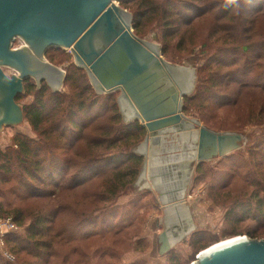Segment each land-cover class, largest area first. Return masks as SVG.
I'll return each instance as SVG.
<instances>
[{
	"label": "trees",
	"instance_id": "1",
	"mask_svg": "<svg viewBox=\"0 0 264 264\" xmlns=\"http://www.w3.org/2000/svg\"><path fill=\"white\" fill-rule=\"evenodd\" d=\"M118 2L122 7L132 4L129 9L136 35L147 25L156 27L164 54L175 39L179 44L185 39L189 42L196 32L186 38L188 31L210 20L213 32L202 45L206 50L199 56L203 64L198 68V83L194 94L185 97L184 111L195 107L209 127L222 130L211 122L219 113L238 110L249 97L248 115L242 125H262L264 107L258 114L251 110L264 96V34L254 32L255 24L264 21V0ZM53 51L61 50L47 51L51 64L55 61ZM65 71L68 92L52 91L44 81L38 87L29 78L16 98L19 104L24 95L34 96L30 105L21 107L35 137L15 134L13 146L0 150V210L6 209L5 214L12 215L19 226L30 222L24 237L3 238L17 263L0 256V264H66L67 257L85 254L91 246L100 258H112L122 250L118 245L130 237L134 217L128 207L132 204L118 205V200L139 176L143 157L134 153L133 147L144 140L147 130L138 121L123 122L117 92L97 94L85 70L70 65ZM240 153H231L216 164L219 172L228 166L230 179L227 172H217L214 179L224 181L221 187L228 189L227 180L238 178L246 190L233 199L230 196L226 220L233 225L248 224L242 232L233 230L229 237L243 233L261 238L264 133L248 146L246 162ZM204 164L196 168L198 178L205 175ZM223 188L216 190L219 193ZM194 240L198 242L199 236ZM64 246L66 254L60 257ZM169 264H177L175 257H170Z\"/></svg>",
	"mask_w": 264,
	"mask_h": 264
},
{
	"label": "water",
	"instance_id": "2",
	"mask_svg": "<svg viewBox=\"0 0 264 264\" xmlns=\"http://www.w3.org/2000/svg\"><path fill=\"white\" fill-rule=\"evenodd\" d=\"M116 2L0 0V59L18 70L9 77L0 67V135L4 128L24 122L16 98L23 93L25 80L45 81L54 90L63 87L65 71L45 59L47 49L58 47L71 51L75 65L86 71L98 94L120 92L117 102L126 124L138 121L147 130L140 145L144 151L135 149L144 156L138 181L156 156L147 151L150 143L161 144L170 132L196 134L197 154L192 161L166 166L165 175L173 170L188 171L193 163L225 158L240 150L243 134L213 131L184 114V99L194 94L196 71L192 62L182 61L181 67L165 61L159 45L134 35L132 15ZM16 38L28 47L9 49ZM151 173L153 181L161 175L154 168ZM154 186L158 190L155 181ZM171 201L175 198L164 203ZM172 246V235L162 232L158 236L159 254L168 253ZM191 264H264V240L246 236L226 239L201 251Z\"/></svg>",
	"mask_w": 264,
	"mask_h": 264
},
{
	"label": "rangeland",
	"instance_id": "3",
	"mask_svg": "<svg viewBox=\"0 0 264 264\" xmlns=\"http://www.w3.org/2000/svg\"><path fill=\"white\" fill-rule=\"evenodd\" d=\"M116 4L122 9L128 11L132 15L129 9L132 4L126 6L127 8L122 7L119 4L118 0ZM256 26L258 30H256ZM142 32H143L142 34L136 35L133 28V33L138 38L143 39L150 43L157 44L160 46L161 49L163 48L162 46L163 43L161 42L156 27L154 25L153 26L147 25L144 28V31ZM188 32L189 33H187L185 36L186 38L192 32H196L195 33L196 37H194L193 39H189V42H186L185 39L182 44H179L178 40L175 39L171 43V46L169 47L167 53L164 54L162 52V56L165 61L181 67H183L182 61L192 62L194 70L196 71V79H195V87H194V92H195L198 83V68L201 67L203 64L200 61L199 56H202V52L206 50L202 47V45L208 43L207 39L209 38L207 37L209 35H212L213 30L210 26V20L205 19L199 22L191 31ZM254 32H258V34L259 33L264 34V21H259L258 23L255 24ZM198 35H199V39H198ZM16 39L17 41L14 43V48H21L24 46L28 47V45H26L24 40H22L21 38H16ZM11 48L12 46L9 49ZM54 48L56 49L58 47H53V49ZM28 50L31 52L30 48H28ZM60 50L63 51L62 54H64V56L60 53L61 51L57 53L55 51L51 52V54L55 56L54 57L55 61L53 65H56L57 67L65 71V69L68 66L75 65V61L69 49L60 48ZM45 59L47 60L48 57H46ZM0 67L9 77L14 74H18V70L16 68L4 64L1 59H0ZM32 80L38 87L40 86V84H38L34 79ZM47 86L49 87L48 84ZM62 86L63 87L61 86L58 87V90H54L52 87H50V89L52 91H57V92H68V89L64 86V82ZM119 94L120 92L116 93V100ZM100 95H105V94H100ZM192 95L193 94L189 96ZM261 98L262 101H260L257 105L252 106L253 109L251 110V112L253 114H258L261 107L262 106L264 107V96H262ZM33 100H34L33 95H24L19 101V104L22 107L27 106L30 105L33 102ZM118 108L120 112L119 104H118ZM248 108H249V97H246L244 98V101L241 102L238 110H231V111H226V113H219L217 115L218 117L215 118V120H213L211 124L220 125L222 130L214 127L213 128L209 127L210 125H208V123L204 122L201 119V114L198 112L197 108L195 107H191V109L184 111V114L191 119L198 120L201 125L213 131L220 133L236 132L243 134L244 139L242 142V148L235 152H241L239 155L241 156V158L243 156L244 162H246L248 160V155L246 154V150L248 146L257 136H259L261 133H264V119L262 125L256 126L254 124H247V123L245 125H242V123H245L246 121V117L248 115V111H247ZM122 120L126 124L123 117ZM241 126H242L241 130H235L236 128ZM18 133L25 134L29 137H35L27 121H24L19 126L6 127L4 128V130L0 135V150H5L6 148L13 146L12 144L13 137L15 136V134ZM182 135L185 136L186 134L170 132L164 135L163 139L161 140L162 144H154L151 149L147 150L148 152L152 151L155 152L156 154V156H153L152 161L154 157L155 158L161 157L166 159L169 157L181 156V154L184 152V150H182V147H184L182 144V139H185L182 137ZM145 138L143 141H141L139 144L133 147L134 153L138 154L137 152H135L136 148L140 152L144 151V147H140V145L145 141ZM235 152H233L232 154H234ZM142 157L144 162V156ZM220 159H216L210 162H203L205 163L203 167V172L205 173V175H201V177L199 178L197 177L199 176V174L196 173V168L198 166L196 163H193V165H191L188 168V171H185L183 169H181L182 171L178 170L179 173L176 174V179L173 178L172 175L171 178H169L168 176L166 182L165 181L162 182L163 179L160 178L159 176L160 182L162 184V187H164V189L161 188V186H158V190L163 189L164 192L169 191L170 192L169 195H171L170 199L173 200V198H175V201H171L168 204L164 203L165 199L161 200L162 198L160 194L158 193V191L155 190V186H154L155 180L153 181L150 178V173L146 169L145 173L142 176L144 177L148 175L147 178L149 179L148 181L149 185L148 184L146 185L144 182L138 181L139 178L138 176L137 180L132 184L130 191H128V193H126L118 200V205L123 206V205L132 204L128 208L132 210L131 214L134 217V221L132 222L133 225L129 227L130 237H128L126 242L120 243L118 245L119 248H122V250H120L119 255L112 258H107V257L100 258L101 255L94 253L96 250L95 246H91L87 250V252H85V254L84 252H81V254L77 256L67 257L68 261L66 264H169V259L171 256L175 257V263L177 264H191L195 261L196 256L201 251L212 246V244L214 245V243L221 242L226 239H230L229 234L232 233L233 230L242 232L244 230V226L248 223H242L238 225L228 224L226 220V214L230 208V204H228L230 203L229 201L230 196L233 199L237 195L240 194L243 195L244 193H246V190L245 187L242 186L238 178H231L230 181L227 180L229 183L228 189H224L223 187H221V184L224 183V181L219 180V182H217L214 179V176H216L215 174L219 172V169H217L219 166L216 164ZM172 162H178V161H172ZM236 162L237 164L240 163V161L238 160ZM194 167L195 170H192L194 169ZM222 167L225 168L221 169L220 171L222 172H219V174H226L227 172L226 175L227 178H229L228 174L230 172L228 170V166L226 167L225 165ZM141 169L142 166L140 168V172ZM243 172L244 171L241 170V173ZM225 186L226 185H224V187ZM216 188H223V189L218 190L219 191L218 193ZM181 191L184 192L183 193L184 196L181 199V202L178 204L177 202H179L178 200L179 192ZM216 194H220V195L216 196ZM227 195L229 196V199H227ZM16 204H19V202H16ZM176 204H178V206L181 205L184 207L177 206V208L175 209L171 207ZM182 208L185 209V211ZM166 210L167 211L170 210L172 211L171 213H175V214L179 213L180 216H178L177 219L176 217H173L174 220L173 218L171 220L172 224L165 225L164 218L168 214ZM178 210H180L181 213L177 212ZM6 211H7L6 209L0 210V218H5V217L13 218V216L10 214L9 216L6 215L5 214ZM29 222L30 221L27 220L25 222V225H22L25 231ZM164 231L169 232L172 235V239L174 238L173 246L168 253L164 255H160L157 247L158 245L156 244L154 239L156 238V236H159ZM24 234L21 235L20 237H24ZM195 236H199L200 240L198 242L194 240ZM238 236H246L251 240H260V241L264 240V236H261V238L259 237L253 238L243 233L239 234ZM82 250L83 249L80 248L79 251ZM61 252L62 253L60 254V257L66 254L65 246L63 247V250ZM0 256L4 257L1 250V245H0ZM78 256L82 258L80 261H77L79 258ZM17 261L18 259L17 257H15V262H11V263H17Z\"/></svg>",
	"mask_w": 264,
	"mask_h": 264
},
{
	"label": "bare ground",
	"instance_id": "4",
	"mask_svg": "<svg viewBox=\"0 0 264 264\" xmlns=\"http://www.w3.org/2000/svg\"><path fill=\"white\" fill-rule=\"evenodd\" d=\"M182 137L183 138H185V139H182V144H183V146L184 147H182V150H184V152L181 154V156H174V157H169V158H155L154 157V159H153V161L151 162V164H150V166H151V168H150V173L152 172V168H154V172H158L159 174H161L160 175V178H162L163 179V181L162 182H166L167 181V179H168V176H169V178H171V176L173 175V178H175L176 179V174L177 173H179V171L178 170H173V172H171V173H169L168 175L166 174H164V172H165V168H166V166H170L172 163H177V164H180V162L181 161H192V160H194L195 159V157H196V154H197V152H196V143H195V141H196V134H193L192 136H189V135H182ZM177 141H179V140H177ZM162 144V143H161ZM164 145V144H163ZM176 147V146H175ZM156 148V147H155ZM169 149V148H168ZM165 150H166V148H165ZM163 155V154H162ZM172 161H178V162H172ZM158 170V171H157ZM157 173V174H158ZM173 173H175V174H173ZM185 173V172H184ZM152 174V173H151ZM186 176V175H185ZM184 177V176H183ZM160 178L158 177V179H157V181L155 182L157 185H159V186H161V188H163L164 189V187H162V184H161V182H160ZM183 181V180H182ZM186 181V180H185ZM169 182V181H168ZM166 184V183H165ZM153 185V184H152ZM164 186V185H163ZM174 190V189H173ZM164 191V190H163ZM162 193H164V192H162ZM184 192H179V199H180V201H181V199L183 198V196H184V194H183ZM164 196V195H163ZM178 197V196H177ZM161 199V198H160ZM159 199V200H160ZM164 199H167V201H169V197H165L164 196ZM162 200V199H161ZM183 202V201H182ZM168 204V203H167ZM165 206V205H164ZM179 206H181V205H179ZM178 206V207H179ZM170 207V206H169ZM172 207V206H171ZM181 207H184V206H181ZM170 209V208H169ZM181 209V208H180ZM183 209V208H182ZM184 211H185V209H183ZM182 210V211H183ZM166 212L168 213V215H169V219H171V218H173V217H176V219H177V217L178 216H180V214L178 213H171L172 211H167L166 210ZM176 212V211H175ZM177 212H180V210H178ZM181 213V212H180ZM185 217V216H184ZM182 218V217H181ZM173 220H174V218H173ZM170 223V222H169ZM172 224V223H171ZM174 224V223H173ZM169 226V225H168ZM171 228V227H170ZM176 231V230H175ZM174 239V238H173ZM231 239V238H230ZM232 240H235V239H232Z\"/></svg>",
	"mask_w": 264,
	"mask_h": 264
},
{
	"label": "built area",
	"instance_id": "5",
	"mask_svg": "<svg viewBox=\"0 0 264 264\" xmlns=\"http://www.w3.org/2000/svg\"><path fill=\"white\" fill-rule=\"evenodd\" d=\"M25 232L24 227L19 226L11 217L0 218V242H1V250L3 256L9 262H15L14 256L6 249L3 238L6 235H12L15 237H20Z\"/></svg>",
	"mask_w": 264,
	"mask_h": 264
},
{
	"label": "crops",
	"instance_id": "6",
	"mask_svg": "<svg viewBox=\"0 0 264 264\" xmlns=\"http://www.w3.org/2000/svg\"><path fill=\"white\" fill-rule=\"evenodd\" d=\"M153 145H154V144H151V143H150V145H149V147L147 148V150L151 149V148L153 147ZM150 152H152V151H150ZM150 152H149V153H150ZM149 166H150V165L148 164V168H149ZM150 168H151V166H150ZM149 171H150V169H148V172H149ZM149 173H150V172H149ZM149 173H148V174H149ZM150 174H151V173H150ZM147 176H148V175H146V176H144V177L142 176L141 179H140L139 181H140V182H144V183L147 185V184H148V181H149V179L147 178ZM142 178H143V179H142ZM148 185H149V184H148ZM155 190L158 191V193L160 194L162 200H164V196H165L166 198H167V197H169V198L171 197V195H169V193H170L169 191H167V192H168V193H167V192H164L163 189H159V190L155 189ZM162 192H164V193H162ZM171 192H172V191H171ZM163 195H164V196H163ZM166 200H167V199H165L164 202H165ZM164 219H165V225H166V224H171V222H172V221H171L172 218L169 219V215H168V214H167V216H166ZM169 222H170V223H169ZM155 239H156V240H155ZM155 239H154V241H155L156 244L158 245V236H156ZM157 247H158V246H157Z\"/></svg>",
	"mask_w": 264,
	"mask_h": 264
},
{
	"label": "flooded vegetation",
	"instance_id": "7",
	"mask_svg": "<svg viewBox=\"0 0 264 264\" xmlns=\"http://www.w3.org/2000/svg\"><path fill=\"white\" fill-rule=\"evenodd\" d=\"M17 41V39H14L13 41H12V43H11V46H12V50H21L22 48H26L25 46L24 47H21V48H14V43ZM47 51H48V49H47ZM47 51L45 52V58H46V53H47ZM48 61V60H47ZM49 62V61H48ZM56 82H57V80H56Z\"/></svg>",
	"mask_w": 264,
	"mask_h": 264
}]
</instances>
